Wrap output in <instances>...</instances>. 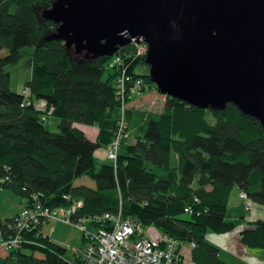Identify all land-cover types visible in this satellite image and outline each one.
I'll return each instance as SVG.
<instances>
[{
    "label": "trees",
    "instance_id": "16d2710c",
    "mask_svg": "<svg viewBox=\"0 0 264 264\" xmlns=\"http://www.w3.org/2000/svg\"><path fill=\"white\" fill-rule=\"evenodd\" d=\"M56 1L0 0V104L7 107L0 112V190L24 199V207L34 193L51 208L80 200V217L121 211L123 218L155 227L183 245L194 244L191 264H226L206 235L240 226L242 218L226 213L234 189L264 207L262 126L230 104L224 110H201L165 97L159 113L127 107V137L121 146L129 138L132 143L114 164L96 172L94 153L107 149L117 133L118 71L107 67L114 56L85 59L62 40L46 41L57 25L43 13ZM119 56L127 75L143 81L145 95L159 92L148 76L146 56L136 55L130 44ZM22 60H29L31 71L24 94L11 90V74L5 71ZM34 101L44 106L37 109ZM52 116L57 132L51 133L44 123ZM76 124L97 127L96 140L90 141ZM154 148L161 156L149 162ZM82 177L93 181L95 189L75 187ZM66 195L70 201L62 199ZM185 207L193 208V214L185 215ZM11 220L0 219V234L10 235ZM240 243L263 251L264 219L241 231ZM64 254L46 236L7 254L0 249V264H80L77 257L67 263Z\"/></svg>",
    "mask_w": 264,
    "mask_h": 264
},
{
    "label": "water",
    "instance_id": "95a60500",
    "mask_svg": "<svg viewBox=\"0 0 264 264\" xmlns=\"http://www.w3.org/2000/svg\"><path fill=\"white\" fill-rule=\"evenodd\" d=\"M43 17L57 25L46 41L85 59L141 40L162 96L201 110L236 106L264 133V0H57Z\"/></svg>",
    "mask_w": 264,
    "mask_h": 264
},
{
    "label": "built area",
    "instance_id": "2783aa9c",
    "mask_svg": "<svg viewBox=\"0 0 264 264\" xmlns=\"http://www.w3.org/2000/svg\"><path fill=\"white\" fill-rule=\"evenodd\" d=\"M130 45L136 49V55L146 56L148 45L132 39ZM107 67L117 69L116 98L121 102L120 118L117 123V133L106 149V160L115 163L121 141L126 138L127 109L126 101H133L143 96L144 84L141 79L127 75L123 57L119 52L107 62ZM240 199L245 202L247 212L252 209V202L241 193ZM42 195L34 193L28 198L29 205L24 207L11 220L8 234H0V249L8 253L25 245H34L35 239H45L42 232L46 226L62 224L72 226L79 232L81 245L78 250L70 249L78 254L80 264H185L182 258L183 245L178 240L164 236L152 226H142L135 220L123 218L121 211L117 214L102 213L88 217L78 216L83 203L80 200L72 204L59 205L51 208L42 200ZM65 201L69 197L63 196ZM196 202V200H195ZM199 212L196 214L198 215ZM184 214H193V208L185 207ZM53 233V228H49ZM48 237V236H47ZM192 249L194 244H189Z\"/></svg>",
    "mask_w": 264,
    "mask_h": 264
},
{
    "label": "crops",
    "instance_id": "0c3cea01",
    "mask_svg": "<svg viewBox=\"0 0 264 264\" xmlns=\"http://www.w3.org/2000/svg\"><path fill=\"white\" fill-rule=\"evenodd\" d=\"M153 99V96H144L141 99H137V101L133 102L132 104L129 105L128 108H133L138 110V105L140 104L141 100H146L148 103ZM40 105L44 106V104L41 102L39 103ZM164 103L161 104V108L163 109ZM142 110V109H140ZM143 111V110H142ZM162 111V110H161ZM159 111V112H161ZM153 113H159L155 111H149ZM48 120V119H47ZM84 135L90 140V141H95L97 136H98V130L97 127H91L87 125H80L76 124L75 125ZM106 151V149H104ZM96 156V153L94 154V157ZM99 158V156H97ZM98 160V159H97ZM95 160V161H97ZM106 160V156H105ZM238 191L237 198L232 199V194L229 199V206L226 211L228 213L229 218L238 220L242 218L243 220L240 221V226L236 228L235 230L231 231L230 233L226 234H208L206 235V242L211 244L212 246H215L218 251H219V259H221L224 263L226 264H264V250H249L244 245L240 243V232L247 230L250 228L251 222L257 221L264 219V207L261 206H256L252 203V209L250 212H245V202L240 199L239 195L241 192L238 189H235ZM3 191V190H2ZM234 192V191H233ZM3 195L9 196L3 192ZM6 200H10V198H7ZM10 201L14 203V206L12 208L7 210L8 215H2L0 213V219H6L10 218L13 219L15 215H17L26 205V201L21 198H12ZM11 202V204H13ZM6 212V211H5ZM5 216V217H4ZM59 225V224H56ZM56 225H49L46 226L42 229V232L49 237V239L53 242L51 236L55 233L54 231V226ZM62 226V225H61ZM53 227V233L49 232V228ZM210 237V238H209ZM209 238V239H208ZM81 241V240H80ZM54 243V242H53ZM192 248L189 247V244L183 246L182 249V258H184V262L186 263V258L185 255L187 253L189 254L190 257V252ZM7 254V253H6ZM5 257V256H4ZM2 257V258H4ZM6 264H17L16 262L9 261ZM191 264V263H188Z\"/></svg>",
    "mask_w": 264,
    "mask_h": 264
},
{
    "label": "rangeland",
    "instance_id": "374dc122",
    "mask_svg": "<svg viewBox=\"0 0 264 264\" xmlns=\"http://www.w3.org/2000/svg\"><path fill=\"white\" fill-rule=\"evenodd\" d=\"M5 71L10 72V74H11V78H10L11 90L15 93L24 94V85H25L26 81H28L30 74H31L29 60H22L16 66H8L5 68ZM144 96H145V93H143L142 97H144ZM146 96L147 97L153 96V99L151 101H149L148 103L146 102V100H141L140 104L138 105L139 109H142L143 111H146V112H148V111L159 112V111L163 110L161 108V104L165 102L164 96H162L159 92H156L154 90L148 92V94H146ZM142 97H139L138 99H141ZM135 101H137V99H134L133 101H131V103L127 104V107H129V105ZM40 102L41 101H34L33 102L37 109H40L43 107L42 105L39 104ZM41 104H42V102H41ZM6 110H7V107L5 105L0 104V112H4ZM44 124H45V127L51 133L57 132L56 119L53 116L48 117V120ZM131 143H132V139L129 138L125 143L122 144L118 153L125 154L126 147ZM150 152L151 153H150V157H149V162L153 161L154 159H159V157L161 156L160 155L161 153L157 148L152 149ZM95 153H96V156L94 157V163L93 164L95 165L94 168H95V171L97 172V170H99V168L103 164H108L110 162L105 160L106 154H105V150L103 148L96 150ZM97 156H99V158H97ZM95 160H97V161H95ZM74 186L75 187L76 186H85V187H90L92 189H95V185H94L93 181H91L88 177L87 178L82 177V178L76 179V181L74 182ZM233 191L234 192L232 193L231 197H232V199H236L238 191H236L235 189ZM3 192H5V194H7L9 196L3 195ZM7 198H10V200H11L12 198H16V197L8 191L0 190V213H1V216L2 215L7 216L8 215L7 210H9L11 208V206H12V208L14 206V203L12 201L6 200ZM11 202L13 204H11ZM244 208H245V206H244ZM245 212H247V211L245 210ZM61 225L62 224L54 226V230H55L54 232L55 233L51 236V238L55 244H58L61 248L65 249V254L63 255L64 260L67 263H74V259H75V257L78 256V254L73 253L70 249H74V250L79 249V247L82 243V242H80V239H81L80 234L78 231L73 229L72 226H68V225L67 226H65V225L61 226ZM50 226H51V224H50ZM185 258H186L187 264L191 263V258L189 257L188 253H187V255H185Z\"/></svg>",
    "mask_w": 264,
    "mask_h": 264
},
{
    "label": "bare ground",
    "instance_id": "6f19581e",
    "mask_svg": "<svg viewBox=\"0 0 264 264\" xmlns=\"http://www.w3.org/2000/svg\"><path fill=\"white\" fill-rule=\"evenodd\" d=\"M124 49V48H123Z\"/></svg>",
    "mask_w": 264,
    "mask_h": 264
}]
</instances>
